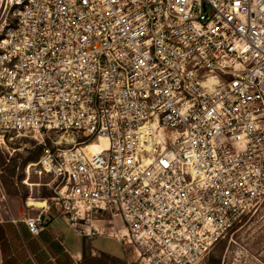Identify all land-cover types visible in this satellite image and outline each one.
I'll return each mask as SVG.
<instances>
[{"label":"built area","instance_id":"1","mask_svg":"<svg viewBox=\"0 0 264 264\" xmlns=\"http://www.w3.org/2000/svg\"><path fill=\"white\" fill-rule=\"evenodd\" d=\"M7 136L79 236L196 264L264 198V0H0Z\"/></svg>","mask_w":264,"mask_h":264},{"label":"rangeland","instance_id":"2","mask_svg":"<svg viewBox=\"0 0 264 264\" xmlns=\"http://www.w3.org/2000/svg\"><path fill=\"white\" fill-rule=\"evenodd\" d=\"M55 139H67L68 143L63 141V147L73 145L68 136ZM5 143L7 148L0 145V227L8 231L7 226H15L19 232L18 224L24 223L18 219L32 218L41 210L27 205L30 199L43 202L50 207L51 216H58L51 199L53 189L47 186L49 177L38 176L33 167L28 168L39 159L42 145L30 136L12 140L7 136ZM46 143L50 145L49 141ZM13 219L16 223H13ZM42 224L45 226L44 220ZM57 231L71 252L74 253L80 247L84 237L79 236L61 217L57 219ZM43 232H46L45 229ZM33 238L38 239L39 236ZM88 238L92 240L93 249L99 255L121 260L114 264H129V254L116 239L105 235ZM196 264H264V198Z\"/></svg>","mask_w":264,"mask_h":264},{"label":"trees","instance_id":"3","mask_svg":"<svg viewBox=\"0 0 264 264\" xmlns=\"http://www.w3.org/2000/svg\"><path fill=\"white\" fill-rule=\"evenodd\" d=\"M8 231L0 227V255L2 264H45L46 253L42 251L39 242L33 238L26 227L18 224L19 232L15 226H7ZM92 240L82 238V259L80 264H107L110 260L117 263L116 258L108 255L92 257Z\"/></svg>","mask_w":264,"mask_h":264},{"label":"crops","instance_id":"4","mask_svg":"<svg viewBox=\"0 0 264 264\" xmlns=\"http://www.w3.org/2000/svg\"><path fill=\"white\" fill-rule=\"evenodd\" d=\"M43 205L44 206L41 207L40 212L34 215V217L40 216L42 221L43 220L45 221L44 227L46 232H42L38 239L35 238L39 242L42 251L46 253V258H44V263L45 264H80L82 259V243L80 247L75 250L74 253L71 252L69 249H67L65 247L61 235L57 231V219L61 216L59 215L51 216L50 210H48L47 208L48 206L44 203ZM18 220L23 222L22 219H18ZM23 226L25 227V224H23ZM99 256L100 255L97 251L96 252L95 250L92 251V257L99 258ZM115 260L117 263H120L121 261L117 259ZM106 262L107 264L112 263L110 260H106Z\"/></svg>","mask_w":264,"mask_h":264},{"label":"bare ground","instance_id":"5","mask_svg":"<svg viewBox=\"0 0 264 264\" xmlns=\"http://www.w3.org/2000/svg\"><path fill=\"white\" fill-rule=\"evenodd\" d=\"M105 143H106L105 140L102 139L101 144H92V145L88 146L87 150L89 152L96 153L100 150L101 147H103L105 145ZM28 205L29 206H35L37 208H41L44 206L42 202H34V201H31V199L28 201Z\"/></svg>","mask_w":264,"mask_h":264}]
</instances>
